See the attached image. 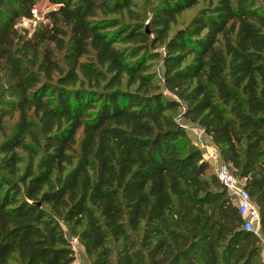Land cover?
<instances>
[{
	"label": "trees",
	"instance_id": "16d2710c",
	"mask_svg": "<svg viewBox=\"0 0 264 264\" xmlns=\"http://www.w3.org/2000/svg\"><path fill=\"white\" fill-rule=\"evenodd\" d=\"M48 2L30 32L16 26L35 0H0V72L18 112L0 142V264H76L67 235L90 264H263L259 240L172 115L182 108L243 182L264 238L255 1Z\"/></svg>",
	"mask_w": 264,
	"mask_h": 264
},
{
	"label": "rangeland",
	"instance_id": "374dc122",
	"mask_svg": "<svg viewBox=\"0 0 264 264\" xmlns=\"http://www.w3.org/2000/svg\"><path fill=\"white\" fill-rule=\"evenodd\" d=\"M141 7L149 8V5L156 2L157 0H137ZM256 5L264 12V0H254ZM204 5L203 1H199L198 4L184 12H182L177 17L176 25L172 27V33L178 29L184 28L188 25L192 17L201 9ZM54 9L48 0H35V6L32 11V17L30 19H20L17 21L18 29H26L28 31H33L35 28L40 26L44 22V17L48 11ZM157 52L162 53V49L157 48ZM160 63L161 58L154 60L152 62L151 71L155 74L157 80L160 73ZM172 115L175 117L176 121L184 126L187 130L189 141L195 146L199 147V139L204 142H209V139L201 135L200 131L194 126L186 122L181 118L182 108H177ZM18 117V112L16 111V97L13 94L12 85L7 78L5 73L0 72V142H2L6 137H8L16 123ZM79 134H77V141L79 140ZM201 137V138H200ZM203 154V153H202ZM65 229V228H64ZM68 241L70 242L73 256L76 264H90L89 259L85 256L83 248L80 244L74 243V239L67 235ZM112 256L119 248V244L115 242H110L109 245Z\"/></svg>",
	"mask_w": 264,
	"mask_h": 264
},
{
	"label": "built area",
	"instance_id": "2783aa9c",
	"mask_svg": "<svg viewBox=\"0 0 264 264\" xmlns=\"http://www.w3.org/2000/svg\"><path fill=\"white\" fill-rule=\"evenodd\" d=\"M198 148L203 153V159L210 166L218 183L233 200L238 215L243 222L242 228L244 231L251 232L259 240L260 258L264 264V238L260 234L257 206L252 202L249 193L243 187V182L234 177L229 166L220 159L217 150L210 142H204L199 139ZM74 243H77L76 239H74Z\"/></svg>",
	"mask_w": 264,
	"mask_h": 264
},
{
	"label": "crops",
	"instance_id": "0c3cea01",
	"mask_svg": "<svg viewBox=\"0 0 264 264\" xmlns=\"http://www.w3.org/2000/svg\"><path fill=\"white\" fill-rule=\"evenodd\" d=\"M201 135H202V132L200 131ZM205 137V136H204ZM210 142V141H209ZM196 145V144H195Z\"/></svg>",
	"mask_w": 264,
	"mask_h": 264
}]
</instances>
